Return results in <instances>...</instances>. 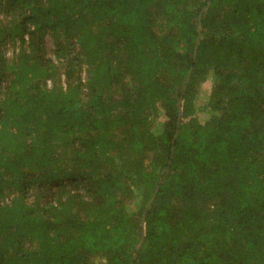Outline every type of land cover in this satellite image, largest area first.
Masks as SVG:
<instances>
[{"label": "trees", "instance_id": "trees-1", "mask_svg": "<svg viewBox=\"0 0 264 264\" xmlns=\"http://www.w3.org/2000/svg\"><path fill=\"white\" fill-rule=\"evenodd\" d=\"M0 264H264V0H0Z\"/></svg>", "mask_w": 264, "mask_h": 264}, {"label": "water", "instance_id": "water-1", "mask_svg": "<svg viewBox=\"0 0 264 264\" xmlns=\"http://www.w3.org/2000/svg\"><path fill=\"white\" fill-rule=\"evenodd\" d=\"M143 241V240H142ZM142 244V242L140 243V245Z\"/></svg>", "mask_w": 264, "mask_h": 264}, {"label": "rangeland", "instance_id": "rangeland-1", "mask_svg": "<svg viewBox=\"0 0 264 264\" xmlns=\"http://www.w3.org/2000/svg\"><path fill=\"white\" fill-rule=\"evenodd\" d=\"M205 94V93H204Z\"/></svg>", "mask_w": 264, "mask_h": 264}]
</instances>
